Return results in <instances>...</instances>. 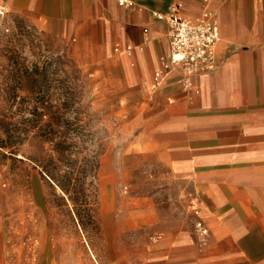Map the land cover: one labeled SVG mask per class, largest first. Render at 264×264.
<instances>
[{"label": "crops", "instance_id": "obj_1", "mask_svg": "<svg viewBox=\"0 0 264 264\" xmlns=\"http://www.w3.org/2000/svg\"><path fill=\"white\" fill-rule=\"evenodd\" d=\"M130 1L0 0V22L22 19L89 51L107 97L130 114L124 126L133 130L134 157L148 163L150 194L133 201V220L150 233L125 241L107 235V263L264 264V0ZM173 9L216 23L215 68L192 74L187 91L172 73L151 92L147 82L168 52V26L153 13ZM2 173L0 264H61L54 237L23 231L28 197ZM196 219L210 229L203 245Z\"/></svg>", "mask_w": 264, "mask_h": 264}, {"label": "rangeland", "instance_id": "obj_2", "mask_svg": "<svg viewBox=\"0 0 264 264\" xmlns=\"http://www.w3.org/2000/svg\"><path fill=\"white\" fill-rule=\"evenodd\" d=\"M88 56L22 19L0 22V170L28 197L23 231L54 237L61 264H108L107 235L150 233L132 209L150 196L148 163ZM122 200L129 210L111 208Z\"/></svg>", "mask_w": 264, "mask_h": 264}, {"label": "built area", "instance_id": "obj_3", "mask_svg": "<svg viewBox=\"0 0 264 264\" xmlns=\"http://www.w3.org/2000/svg\"><path fill=\"white\" fill-rule=\"evenodd\" d=\"M120 5L133 6L130 0H117ZM4 15L0 5V17ZM154 17L164 20L168 26V52L159 59V66L153 72L148 89L154 92L172 73H176L178 83L184 91L190 88V76L195 73L212 71L215 68L216 46L219 41V32L216 23L208 16L192 22L181 16L173 9L168 13L154 12ZM118 48H115L117 50ZM127 53L131 51L126 46ZM194 215L200 209L193 207ZM194 231L200 245L207 242L210 234L209 227L201 219L194 221Z\"/></svg>", "mask_w": 264, "mask_h": 264}]
</instances>
